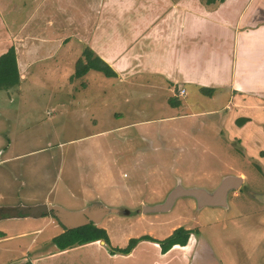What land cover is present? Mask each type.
<instances>
[{
  "label": "rangeland",
  "instance_id": "374dc122",
  "mask_svg": "<svg viewBox=\"0 0 264 264\" xmlns=\"http://www.w3.org/2000/svg\"><path fill=\"white\" fill-rule=\"evenodd\" d=\"M51 1L49 8L62 9ZM99 4L71 0L68 20L53 18L61 14L56 10L34 16L33 0H0L2 21L17 39L13 45L27 75L17 90L0 91V208L52 203L78 211L100 203L135 212L163 203L180 181L185 188L213 191L226 176H242L244 187L229 196V208L197 212L194 199L182 198L168 213L112 214L99 227L114 247L143 234L164 241L174 228H185L194 231L187 249L198 255L197 262L264 264V204L250 196L264 194V103L224 112L220 124L222 113L187 115L222 110L230 99L227 90L207 104V97L193 99L197 93L188 89V98L178 99L184 106L191 102L185 108L158 104V97L133 95L127 105L109 106L99 93L88 99L87 84L73 78L88 47L59 49L53 59L56 42L39 44L41 51L30 47L59 27L71 34L93 27ZM29 62L35 64L29 68ZM63 231L54 217L0 218V264H72L64 256L36 258L55 248Z\"/></svg>",
  "mask_w": 264,
  "mask_h": 264
},
{
  "label": "crops",
  "instance_id": "0c3cea01",
  "mask_svg": "<svg viewBox=\"0 0 264 264\" xmlns=\"http://www.w3.org/2000/svg\"><path fill=\"white\" fill-rule=\"evenodd\" d=\"M44 1L41 6L39 0H33L34 16L43 13V17L56 10L52 9L54 5L47 6L51 0ZM53 1L62 8L56 10L61 14L53 18L69 20L74 10L71 0ZM2 12L0 5V56L11 48L17 50L13 45L17 39L8 34ZM98 15L93 27L85 25L72 34L59 27L51 33L52 37L37 41V46L30 44V50L41 51L39 44L56 42L58 47L52 50L51 59L59 49L70 51L76 45L79 50L88 47L104 60L117 77L108 78L91 70L79 78L87 84L83 92L89 95L88 99L97 98L99 93L100 98L106 96L109 106L118 101L127 105L133 95L148 100L158 97V104L185 108L191 102L184 106L178 99H187L188 89L197 93L193 99L207 97V104L216 102L227 90L230 99L222 110L192 112L187 115L191 118L214 113L223 116L224 112L231 114L264 103V0H216L212 4L204 0H101ZM122 15L129 17L127 21L119 19ZM17 62L22 83L27 75L18 53ZM34 64L29 62L27 66ZM181 91H185V96H180ZM225 118H220V124L225 123ZM144 236L153 238L143 234L137 239ZM131 240L127 238L123 247L109 246L104 241L67 250L55 245L40 251L36 258L64 256L72 264L78 260L77 264H192L193 260L204 264L197 262L198 255L187 249L189 242L186 246L175 245L167 253L162 252L159 243L149 240L139 241L128 253L114 251L127 248ZM196 240L194 246L198 244V249L201 243Z\"/></svg>",
  "mask_w": 264,
  "mask_h": 264
},
{
  "label": "water",
  "instance_id": "95a60500",
  "mask_svg": "<svg viewBox=\"0 0 264 264\" xmlns=\"http://www.w3.org/2000/svg\"><path fill=\"white\" fill-rule=\"evenodd\" d=\"M244 182L245 180L242 176H226L213 191L204 188H185L181 182H179L163 203L144 206L142 210H137L135 212L128 209L109 208L100 203H95L86 209L78 211H70L52 203H43L32 206L1 207L0 218L23 217L40 219L43 216L49 218L54 217L64 228L71 231L90 224L99 226L105 217L112 214L134 217L139 214L146 216L168 213L174 208L177 201L182 198L194 199L197 204V212L207 207L229 208L230 193L241 189ZM250 196L257 202L264 204V194L251 191ZM191 241L192 240H190L189 244Z\"/></svg>",
  "mask_w": 264,
  "mask_h": 264
},
{
  "label": "trees",
  "instance_id": "16d2710c",
  "mask_svg": "<svg viewBox=\"0 0 264 264\" xmlns=\"http://www.w3.org/2000/svg\"><path fill=\"white\" fill-rule=\"evenodd\" d=\"M204 1L207 2V4L216 2V0ZM91 70L101 72L108 78L117 77L116 72H114V70L104 60L95 55L92 50L86 48L83 51L82 57L76 63V70L73 78L79 79L85 76ZM20 84L21 75L17 62V54L15 49L11 48L8 52L0 56V91L18 89ZM204 92L211 93L210 90H204ZM193 234L194 231L192 230L177 228L173 234L164 241H158L149 236H144L139 239H132L127 248L117 250L115 249L114 251L128 253L137 245L139 241L149 240L159 243L161 245L162 252L167 253L175 245L186 246ZM97 241H104L110 246L107 231L103 228H100L99 226H95L94 224H90L71 231L64 228L63 234L54 239V243L60 250L72 249L77 246L86 245ZM25 264L32 263L28 261Z\"/></svg>",
  "mask_w": 264,
  "mask_h": 264
},
{
  "label": "built area",
  "instance_id": "2783aa9c",
  "mask_svg": "<svg viewBox=\"0 0 264 264\" xmlns=\"http://www.w3.org/2000/svg\"><path fill=\"white\" fill-rule=\"evenodd\" d=\"M180 96H185V91H181Z\"/></svg>",
  "mask_w": 264,
  "mask_h": 264
},
{
  "label": "flooded vegetation",
  "instance_id": "af4514ba",
  "mask_svg": "<svg viewBox=\"0 0 264 264\" xmlns=\"http://www.w3.org/2000/svg\"><path fill=\"white\" fill-rule=\"evenodd\" d=\"M244 184H245V183H244ZM243 187H244V185L242 186V188H243ZM242 188H241V189H242ZM214 189H215V188H214ZM241 189H239L238 191H240ZM235 192H236V191L230 193V195L233 194V193H235Z\"/></svg>",
  "mask_w": 264,
  "mask_h": 264
}]
</instances>
